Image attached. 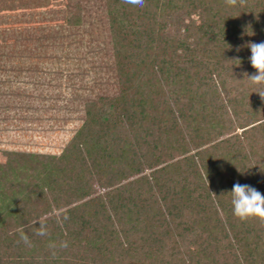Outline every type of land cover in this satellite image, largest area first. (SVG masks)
<instances>
[{
    "label": "trees",
    "instance_id": "1",
    "mask_svg": "<svg viewBox=\"0 0 264 264\" xmlns=\"http://www.w3.org/2000/svg\"><path fill=\"white\" fill-rule=\"evenodd\" d=\"M102 2L117 91L84 104L31 183L0 191V264H264V225L229 193L264 194V100L244 76L264 0Z\"/></svg>",
    "mask_w": 264,
    "mask_h": 264
},
{
    "label": "rangeland",
    "instance_id": "2",
    "mask_svg": "<svg viewBox=\"0 0 264 264\" xmlns=\"http://www.w3.org/2000/svg\"><path fill=\"white\" fill-rule=\"evenodd\" d=\"M103 19L102 0H0V191L31 183L84 104L116 93Z\"/></svg>",
    "mask_w": 264,
    "mask_h": 264
},
{
    "label": "clouds",
    "instance_id": "3",
    "mask_svg": "<svg viewBox=\"0 0 264 264\" xmlns=\"http://www.w3.org/2000/svg\"><path fill=\"white\" fill-rule=\"evenodd\" d=\"M123 3L129 4L136 7H144L145 0H122ZM225 4L230 7L246 6L247 0H224ZM246 47L251 51V56L249 57L251 66L256 70L254 74L249 75L244 73L247 77L250 85L255 86L258 91L257 93L262 100H264V42L254 43L249 42ZM240 49L237 48V51ZM240 62L239 59H236ZM240 64V63H239ZM231 194V203L233 206V215L241 221H247L250 219H258L259 222L264 225V194H261L254 187L247 184H234L232 190L229 192ZM58 216L62 215L64 220L68 219L67 215L62 212H55ZM39 224V228L35 231L37 236H47V225L45 218H40L36 221ZM20 242H23L27 246H31V241L28 235L21 229L19 230ZM55 247V245H50ZM67 242H62L60 247L66 248Z\"/></svg>",
    "mask_w": 264,
    "mask_h": 264
}]
</instances>
